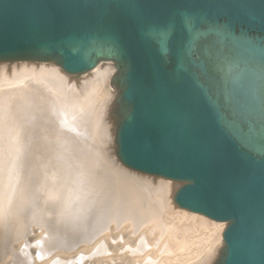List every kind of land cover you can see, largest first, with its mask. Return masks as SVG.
Returning <instances> with one entry per match:
<instances>
[{
  "label": "water",
  "instance_id": "water-1",
  "mask_svg": "<svg viewBox=\"0 0 264 264\" xmlns=\"http://www.w3.org/2000/svg\"><path fill=\"white\" fill-rule=\"evenodd\" d=\"M103 66L114 153L222 227L213 264H264V0H0V64Z\"/></svg>",
  "mask_w": 264,
  "mask_h": 264
},
{
  "label": "rangeland",
  "instance_id": "rangeland-1",
  "mask_svg": "<svg viewBox=\"0 0 264 264\" xmlns=\"http://www.w3.org/2000/svg\"><path fill=\"white\" fill-rule=\"evenodd\" d=\"M20 65L0 64V84H3V82L9 84L13 81V71L14 69L17 70V67ZM34 76L38 77V75ZM64 77L65 78H62L64 81L62 85L67 88L64 91L65 94H67V91L69 92V89L74 88L77 91L80 90L81 93H85L86 91L89 99H85V102L90 100L95 104V102L98 101H95L94 98L99 99L102 90L97 87L98 83H96V80L100 78L104 79L105 75L103 77L102 74H98L92 78H90L91 75H89L83 79H75L64 74ZM73 82L76 86L72 85ZM93 82H95V84ZM2 84L0 86H2ZM90 101L88 102L89 111H93L94 104L90 106ZM105 108V113L103 111V119L107 122L110 117L107 113L108 111H106L107 107ZM110 121L107 123L110 127H112V123ZM87 138L91 141L92 135L89 133ZM96 140L95 138L93 140L95 147H99V142ZM111 143L113 144L112 140ZM39 152L38 155L34 152V154L30 152V155L27 153L26 157L23 159L24 161L22 160L23 163H19L21 165L28 164L29 170L27 168L26 169L30 171L28 173L30 176L34 170L35 172L40 171L44 174L48 173V171V174H51L54 171L53 168L49 169L50 165L46 163L47 160L45 161L42 159V154H44L43 151L40 152L42 154ZM35 155L37 158L33 157ZM80 156L81 155L78 153L77 158L81 161ZM1 158L2 157H0V159ZM72 160H75L74 154ZM42 161L44 164H42ZM102 162L103 161L100 163ZM98 163L99 162L96 164ZM118 164L120 165V168L123 167L119 162ZM45 166H47V168H45ZM0 167L2 168V164H0ZM92 167L88 168L89 171L91 169V171L95 172V170L97 171V169L99 170L101 168L100 165H95L92 170ZM109 169L104 168V171L100 172L102 175L99 176L100 179L97 178L98 176L95 174L94 177H85L83 175V171H80L79 169L73 170V173H78L77 177L76 175L72 176L71 179L60 177V180L70 181L75 179L76 181L73 186H71V184H73L72 182L69 183V185L67 183L65 184L63 191L64 194H62L64 200H60L59 203L58 201L54 202L51 198L50 200L48 199V196L50 197V187L48 190H45L44 188L47 187V183L45 185L44 180L41 179L42 184L40 183V187L42 188H40L41 190H38L42 192H39L38 195H35L32 199L29 196L30 201L26 210L27 213H25L26 215L23 216V220L19 223L21 228L17 226L16 229H11L10 227V229L6 230V233H3V230H0V236H6H4L2 240L0 237V245L2 246H0V250L2 248L0 251V264H180L182 260V262H186L188 260L189 262H186V264H198L200 262V257H202L204 253V246L208 240V229L204 226L195 227L189 223H183L174 219L177 212L182 211L174 208L172 204V207H163L160 203V197L162 196V192H160L162 191L161 186L164 185L167 193V190L169 191L173 188L172 182L139 174L128 170L125 167L120 170L118 169L119 173L118 171L115 173L113 169ZM61 171L62 169H60V172ZM105 171L106 173L110 172L106 174ZM94 172H92V174ZM11 174L14 175V172H11ZM29 175L25 179H28ZM124 175L125 177H122ZM20 179L21 177H19V181ZM38 179L40 178L34 180ZM46 179L48 181L50 180V182H55V178H53V176L48 175ZM79 180L80 184L77 183ZM31 181H33V179L30 180V183ZM86 181L88 182L85 183ZM81 182H84V184ZM30 183V191L32 186H39L38 183L35 185ZM159 183L162 184L160 186L161 188L158 186L160 185ZM76 184L79 185L76 186L77 188L75 187ZM26 185H28L27 182ZM12 186L15 187V185H10V187ZM67 186H70L68 188V194H71L69 193L70 191L73 193L69 197L68 194L66 196L65 191ZM1 200L4 202L5 199L2 197ZM32 200H35L36 202ZM52 201L56 206H60V202L63 204L60 207L58 206L53 208L51 207L54 206L51 204ZM58 208H61V211L58 210ZM62 213H64L65 216ZM147 213H149V216ZM69 214H71V216ZM0 216L3 218L2 214H0ZM94 216H97L98 218ZM70 218L74 220L72 221ZM83 220L87 222L85 223ZM103 220H105V222ZM54 223L56 226H52ZM14 230L16 232H14ZM59 231L61 233H59Z\"/></svg>",
  "mask_w": 264,
  "mask_h": 264
},
{
  "label": "bare ground",
  "instance_id": "bare-ground-1",
  "mask_svg": "<svg viewBox=\"0 0 264 264\" xmlns=\"http://www.w3.org/2000/svg\"><path fill=\"white\" fill-rule=\"evenodd\" d=\"M20 64H19L20 66L17 67L18 69L17 70L14 69L13 71L14 73L13 74L14 77L12 78L13 81H11L9 84H7L6 82H3V84L1 83L2 86H0V157H2L0 159V164H2V168L0 167L2 169V170L0 169L1 170L0 171V197H1L0 198V214L3 215V218L0 216V230L1 231L3 230V233H6V230L10 229V227L11 229H16V227L19 226V223L23 220V216H25L26 215L25 213H27L26 210L28 207V203L30 201L29 196L31 199L35 195L37 196L38 193L40 192L39 190H41L40 188H42L40 187L42 184L41 179L44 180L45 185L47 183V187L44 188L45 190L46 189L48 190L50 187L49 189L50 197L48 196V199L50 200L51 198V200H54V202L58 201L59 203V201L60 200L62 201L63 199L62 194H64L63 191H64L65 184L67 183L69 185V183L72 182L73 184H71V186H73L74 182L76 181L75 179L74 180L72 179L70 181L69 180L64 181V180H60L59 178L66 177V179L67 178L71 179L72 176L74 175H76L77 177L78 173H75V172L73 173L74 169H79L80 171H83V175L85 177L87 176L94 177L95 175H97L98 176L97 178H99V176H102L100 172L104 171V168L113 169L115 173L116 171H118V169L120 170L121 168H124V167L120 168V165L118 164V160L114 153V143L113 144L111 143V140L114 141L113 140L114 130H113V127H110L108 124L110 119L108 118L109 119L107 121L108 123L106 122V120L103 119V111L105 113V109H106L105 107H107L106 111H108L109 104L111 103V100L113 98L112 96L114 95V90L111 89L110 84H109V78L114 71L113 66L110 64H107L103 66L102 68H100L98 71H95L92 74L86 75V76L91 75L90 78L95 77L98 74H102L103 77L105 75L104 79L100 78L96 80L97 81L96 83H98L97 87L102 90V93L100 92L101 95L99 99L94 98L95 101L98 100L97 102H95V104L89 100L91 103L90 106L94 104L93 105L94 110L89 111V105H88L89 101L85 102V99L86 100L89 99L88 98L89 96L88 94H86V91L85 93L84 92L81 93L80 90L77 91L73 88V89H69V92L67 91V94L69 95L65 94L64 91L67 88L66 86L62 85L64 83L62 78H65L66 76L64 77V73L61 72L57 66L48 64V63H41V62L39 63H35V62L20 63ZM13 68H16V67H13ZM34 75H38V77ZM86 76H82L80 78L83 79ZM93 83L95 84V82ZM72 85H75L74 82ZM89 133L92 135L91 141L90 139L87 138V135ZM94 138L95 140L97 138L99 145H100L99 147H95V143L93 142ZM39 151L40 152L43 151L44 154L40 153ZM30 152L37 153V155H38V152L42 154L43 155L42 159L45 161L47 160L46 163L50 165V167L48 166L49 169L51 168L54 169L53 171L54 173L52 172L53 175L52 173L48 174L49 171L48 173L44 174V173H41L40 171L35 172L34 170V172H32L30 176L28 174L30 172L28 171L29 170L28 164H22V165L19 164V163H23L24 161L23 159L26 157V154L27 153L29 154ZM78 153L81 155L80 156L81 161L77 158ZM73 154H74L75 160H72ZM33 157L37 158L36 155ZM101 161L103 162L100 163ZM97 162L99 163L96 164ZM42 164H44L43 161H42ZM94 164L100 165L101 168L99 170L97 169V171L94 169L95 172L91 171V169L89 171L88 168L92 166L95 167ZM93 167H92V170H93ZM45 168H47V166H45ZM60 169H62L61 172H60ZM11 172H14V175H12ZM92 172L94 173L92 174ZM28 175H29L28 179L30 180L33 179V181H31L32 185H35L36 183L39 184V186L36 185L38 187L32 186L31 191L29 190L30 180L25 179L27 178ZM48 175L53 176V178H55L54 179L55 182L54 181L50 182V180L48 181L46 179ZM125 175L122 177H125ZM19 177H21L20 179L21 182L19 181ZM37 178H40V179L34 180ZM138 179H139V176H138ZM26 182L28 183V185H26ZM87 182L88 181H86L85 183ZM77 183L80 184V180L77 181ZM81 183L84 184V182H81ZM78 184H76L75 187L79 186ZM10 185H15V187L12 186L13 187L12 188L10 187ZM161 185L162 184L158 186L160 187ZM26 186H27V189H26ZM88 186H89V183H88ZM69 187L70 186H67V188L65 189L66 196L68 194ZM161 187H162V191L160 192H162L161 193L162 196L160 195L161 196L160 203L163 205V207H170L172 204L171 203V192L172 191L167 190V193H166V188L164 187V185ZM26 190H27V193H26ZM69 193L73 194L71 191ZM70 195L68 194V197ZM2 197L3 199H5L4 202L1 200ZM44 197H47V196H44ZM32 201L36 202L35 200H32ZM66 201L69 202L68 200ZM60 203H61L60 204L61 206L63 203L62 202ZM51 204H53V201ZM58 206L54 205L51 207L54 208ZM60 209L58 208V210ZM112 209H115V208H112ZM62 211H63V208H62ZM62 214L64 215V213ZM69 215L71 216V214ZM147 215L149 216V213H147ZM94 217H97V216H94ZM174 219H176L177 221H181L183 223H189L190 225L195 226V227L204 226L203 221L198 215H191V214H186L184 212H177L176 217ZM105 220L103 221L105 222ZM55 223L52 226H54ZM46 225H49V224H46ZM58 226H59V223H58ZM19 227L21 228V226ZM206 228L208 229V237H207L208 240H207L206 245L204 246L205 250H203L204 253L202 257H200L199 259L200 262L198 264H213V261L217 257L221 244H222L221 238L219 236V233L222 232V227H206ZM14 232L16 231L14 230ZM59 233L61 232L59 231ZM4 236L5 235H3L2 237L0 236L1 240L4 238ZM182 261L180 262V264L182 263L186 264V262L187 263L189 262L188 260L186 262H182Z\"/></svg>",
  "mask_w": 264,
  "mask_h": 264
}]
</instances>
